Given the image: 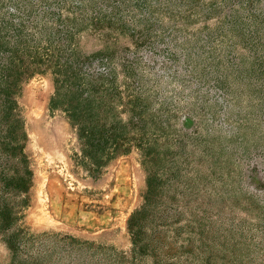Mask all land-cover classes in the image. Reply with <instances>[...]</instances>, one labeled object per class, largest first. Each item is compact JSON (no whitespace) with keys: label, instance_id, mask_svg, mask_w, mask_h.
I'll return each instance as SVG.
<instances>
[{"label":"rangeland","instance_id":"obj_1","mask_svg":"<svg viewBox=\"0 0 264 264\" xmlns=\"http://www.w3.org/2000/svg\"><path fill=\"white\" fill-rule=\"evenodd\" d=\"M0 264H264V0H0Z\"/></svg>","mask_w":264,"mask_h":264},{"label":"trees","instance_id":"obj_2","mask_svg":"<svg viewBox=\"0 0 264 264\" xmlns=\"http://www.w3.org/2000/svg\"><path fill=\"white\" fill-rule=\"evenodd\" d=\"M15 186L20 188V189H26L27 188L25 186L24 182H21V181L17 182L15 184ZM1 215H2L3 220H7L8 219V212L5 211V212L1 213Z\"/></svg>","mask_w":264,"mask_h":264}]
</instances>
